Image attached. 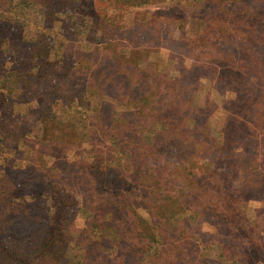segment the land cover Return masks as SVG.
Segmentation results:
<instances>
[{"label":"trees","instance_id":"1","mask_svg":"<svg viewBox=\"0 0 264 264\" xmlns=\"http://www.w3.org/2000/svg\"><path fill=\"white\" fill-rule=\"evenodd\" d=\"M182 1L0 0V146L29 150L12 177L0 161V264H69V242L91 247L74 264H222L201 255L203 246L235 250L239 264L258 257L240 205L214 190L221 180L211 163L201 157L207 164L197 168L192 158L196 63L170 76L177 56L155 60L144 41L173 23L183 31L187 16L207 30L221 16L254 23L263 10L188 0L190 10ZM159 5L164 18L142 10ZM29 18L34 30L25 29ZM55 23L63 46L48 38ZM60 164L78 180L62 178ZM223 228L241 244L227 247L216 236Z\"/></svg>","mask_w":264,"mask_h":264},{"label":"rangeland","instance_id":"2","mask_svg":"<svg viewBox=\"0 0 264 264\" xmlns=\"http://www.w3.org/2000/svg\"><path fill=\"white\" fill-rule=\"evenodd\" d=\"M238 3L239 0H236L231 7L236 9ZM243 4L244 7L262 9L261 13L264 15V0H244ZM193 6L192 1L191 4L186 1V7H190V10ZM216 7V4H208L204 11L208 14L215 13L212 10H216ZM142 10L157 15L160 13L162 18L164 12H167V8L161 5L149 6ZM31 16L35 14L31 13ZM129 16L134 17V14ZM129 16L126 14V17ZM159 19L161 21V18ZM219 19L206 30L205 26L201 28L200 22L187 16L183 31H179L177 24L173 23L166 29L162 28L159 37H146L144 42L150 46L146 52L151 57L155 55V60L169 59V54L177 56L175 64L173 60L170 61V76L177 75L180 70L187 74L189 63H196L197 70L190 76L193 77V86L197 89L193 100L198 104L195 106L199 107L200 111L195 114L198 125L192 129L196 140L193 150L197 152L192 158L198 161L197 168L200 163L207 164L201 157L211 163V168L221 180L214 190L226 189L234 196L231 199L240 205L238 212L242 219L250 223L245 231L250 232V237L254 236L253 241L258 245V257L251 263L264 264V16L254 23L241 18L233 20L231 16H221ZM205 20L207 24L214 23L213 17L207 16ZM33 22L32 18H29L25 29L34 30ZM57 30L58 24L55 23L53 30L48 33V38L51 42L54 40L56 46H63L65 40ZM183 34L196 43L197 49H191L194 45L185 47L181 41ZM92 46L95 44H82L83 49ZM144 58L145 55H142L141 66L144 64ZM164 62L162 67H166ZM193 86L191 84L192 88ZM5 100L4 90L1 89L0 114L5 111ZM91 128L88 126L86 130H81V133H88ZM28 151L27 147L17 143L7 148L0 146V161L4 162L10 177L17 168L25 165L24 152ZM55 169L66 180H78L69 173L66 164L57 165ZM207 184L208 187H213L216 182L208 181ZM77 223L80 225L81 221L78 219ZM228 229L219 230L217 238L226 243L227 247L241 244L240 239L236 242V235L230 231L231 228ZM242 245L245 248L253 246L251 241L243 238ZM90 250L88 245L77 246L69 242L64 254L68 263L74 264ZM200 252L207 258H218L222 264L240 263L234 254L235 250L227 254L219 248L216 250L215 247L209 249L203 246Z\"/></svg>","mask_w":264,"mask_h":264}]
</instances>
